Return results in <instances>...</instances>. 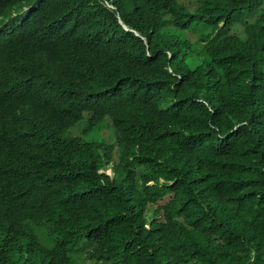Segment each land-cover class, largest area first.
I'll return each instance as SVG.
<instances>
[{"label":"trees","instance_id":"16d2710c","mask_svg":"<svg viewBox=\"0 0 264 264\" xmlns=\"http://www.w3.org/2000/svg\"><path fill=\"white\" fill-rule=\"evenodd\" d=\"M13 12L0 264H75L76 246L91 264H264V0H0ZM81 119L115 144L69 133Z\"/></svg>","mask_w":264,"mask_h":264},{"label":"rangeland","instance_id":"374dc122","mask_svg":"<svg viewBox=\"0 0 264 264\" xmlns=\"http://www.w3.org/2000/svg\"><path fill=\"white\" fill-rule=\"evenodd\" d=\"M205 29L202 26H195L191 28L190 30L184 32V36L191 41L192 43L196 44V50L200 51L202 50V44H200L198 40V35L199 33ZM85 126V120L81 119V121L77 124H74L68 132L71 133L72 135H78L80 137H83L84 139H103L104 141L115 144V135H114V130L113 128L109 125L108 119L103 121L101 124L97 126V130H93L91 133H88L87 130L84 129ZM115 158V155H114ZM106 173L110 174L111 173V168H108L105 170ZM75 251L72 252V257L74 259L75 264H91L85 259L84 255V247L76 246L74 249Z\"/></svg>","mask_w":264,"mask_h":264},{"label":"clouds","instance_id":"9594fccd","mask_svg":"<svg viewBox=\"0 0 264 264\" xmlns=\"http://www.w3.org/2000/svg\"><path fill=\"white\" fill-rule=\"evenodd\" d=\"M26 6L22 7V10L25 11ZM18 13H10L8 17H5L0 22V43L10 40L15 37L16 32L15 28L17 27L18 22L14 19V16ZM25 14V13H24Z\"/></svg>","mask_w":264,"mask_h":264}]
</instances>
